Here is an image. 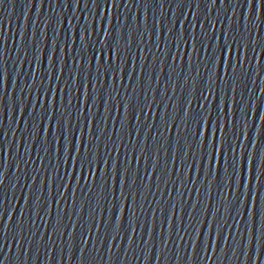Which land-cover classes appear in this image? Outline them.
<instances>
[{
  "label": "water",
  "instance_id": "obj_1",
  "mask_svg": "<svg viewBox=\"0 0 264 264\" xmlns=\"http://www.w3.org/2000/svg\"><path fill=\"white\" fill-rule=\"evenodd\" d=\"M0 264H264V0H0Z\"/></svg>",
  "mask_w": 264,
  "mask_h": 264
},
{
  "label": "snow or ice",
  "instance_id": "obj_2",
  "mask_svg": "<svg viewBox=\"0 0 264 264\" xmlns=\"http://www.w3.org/2000/svg\"><path fill=\"white\" fill-rule=\"evenodd\" d=\"M227 54L230 56L231 55V48H228L227 50ZM111 55V54H110ZM225 55V52L221 51V56ZM104 56V53L101 52V58H103ZM205 128L207 129V125H205ZM66 152H70L71 151V148L70 146L69 147H66L65 149ZM69 159H71V157H69ZM228 165H230L231 161H228L226 162ZM81 169L83 170V165H81Z\"/></svg>",
  "mask_w": 264,
  "mask_h": 264
}]
</instances>
